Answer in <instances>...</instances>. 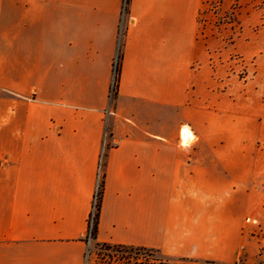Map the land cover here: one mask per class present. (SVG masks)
Segmentation results:
<instances>
[{
  "label": "crops",
  "instance_id": "0c3cea01",
  "mask_svg": "<svg viewBox=\"0 0 264 264\" xmlns=\"http://www.w3.org/2000/svg\"><path fill=\"white\" fill-rule=\"evenodd\" d=\"M121 3L0 0V264H84L103 150L95 242L172 263L251 258L264 201L242 185L261 170L243 108L192 67L207 61L199 0H129L119 39Z\"/></svg>",
  "mask_w": 264,
  "mask_h": 264
},
{
  "label": "rangeland",
  "instance_id": "374dc122",
  "mask_svg": "<svg viewBox=\"0 0 264 264\" xmlns=\"http://www.w3.org/2000/svg\"><path fill=\"white\" fill-rule=\"evenodd\" d=\"M197 39L205 47L207 61H197L192 67L203 69V75L207 70L209 94L215 101H229L230 109L235 105L245 111L246 158L254 161V170L261 171L242 186L250 192L249 202L259 194L264 201V0H199ZM250 226L247 251L251 258L242 253L239 264H264V223ZM93 238L91 234L84 264L151 261L141 260V252L135 254Z\"/></svg>",
  "mask_w": 264,
  "mask_h": 264
},
{
  "label": "built area",
  "instance_id": "2783aa9c",
  "mask_svg": "<svg viewBox=\"0 0 264 264\" xmlns=\"http://www.w3.org/2000/svg\"><path fill=\"white\" fill-rule=\"evenodd\" d=\"M127 1L123 0L121 4V17H120V22H119V39L121 37V33L124 27V19L126 18L127 14ZM119 52L114 55L113 60H112V75H111V83H110V89H109V96L112 97L115 87L117 84V74H118V68H119ZM104 153V150H103ZM103 153L100 157L99 160V166H98V174H97V181L95 184L93 196H92V202H91V211L89 215V221H88V228H87V233H86V240L89 242L91 239V234H92V227H93V222L97 213L98 209V204H99V199L101 195V189H102V182H101V168H102V159H103Z\"/></svg>",
  "mask_w": 264,
  "mask_h": 264
},
{
  "label": "trees",
  "instance_id": "16d2710c",
  "mask_svg": "<svg viewBox=\"0 0 264 264\" xmlns=\"http://www.w3.org/2000/svg\"><path fill=\"white\" fill-rule=\"evenodd\" d=\"M98 211H99V204H98V209L97 213L93 222V227H92V235L95 236L96 233V225H97V219H98ZM113 247H119V248H127L128 251L133 252L135 254H140L141 255V260H147L150 259L151 261H145L144 264H186V260H180L177 263H172L167 257L162 255L159 251L157 250H152V249H147L143 247H131V246H123V245H113ZM149 262V263H148ZM135 264V263H133ZM137 264V263H136ZM194 264H199V262H195ZM201 264H214L213 262L206 261L202 262Z\"/></svg>",
  "mask_w": 264,
  "mask_h": 264
},
{
  "label": "bare ground",
  "instance_id": "6f19581e",
  "mask_svg": "<svg viewBox=\"0 0 264 264\" xmlns=\"http://www.w3.org/2000/svg\"><path fill=\"white\" fill-rule=\"evenodd\" d=\"M182 143H189L195 139V136L188 126H183L180 133Z\"/></svg>",
  "mask_w": 264,
  "mask_h": 264
}]
</instances>
